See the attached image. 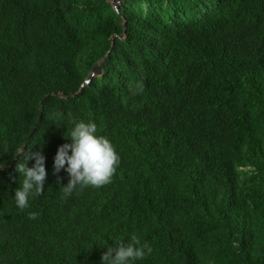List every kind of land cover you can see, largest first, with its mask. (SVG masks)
I'll list each match as a JSON object with an SVG mask.
<instances>
[{
    "label": "trees",
    "instance_id": "16d2710c",
    "mask_svg": "<svg viewBox=\"0 0 264 264\" xmlns=\"http://www.w3.org/2000/svg\"><path fill=\"white\" fill-rule=\"evenodd\" d=\"M81 120L120 163L65 197ZM21 149L47 173L24 211ZM0 163V264H100L132 234L137 264H264V0H0Z\"/></svg>",
    "mask_w": 264,
    "mask_h": 264
},
{
    "label": "clouds",
    "instance_id": "9594fccd",
    "mask_svg": "<svg viewBox=\"0 0 264 264\" xmlns=\"http://www.w3.org/2000/svg\"><path fill=\"white\" fill-rule=\"evenodd\" d=\"M143 90V84L137 82L132 95H138ZM59 117L60 114H57ZM69 142L57 148L53 158L54 173L65 171L69 180L66 186L61 187L65 197L70 196L74 190L86 187L99 188L111 182L120 163V156L112 142L103 135L98 134L97 124L89 120L73 121L67 138ZM23 158L16 164L15 170L19 178V186L12 197L15 207L24 211L30 207V201L42 194L47 173L45 156L41 151H22ZM33 160L31 167L28 161ZM4 165L0 163V168ZM38 213L29 212V219H36ZM107 250L102 254L100 264H137L153 253L148 242H142L132 234L128 242H119L116 247L105 245Z\"/></svg>",
    "mask_w": 264,
    "mask_h": 264
},
{
    "label": "water",
    "instance_id": "95a60500",
    "mask_svg": "<svg viewBox=\"0 0 264 264\" xmlns=\"http://www.w3.org/2000/svg\"><path fill=\"white\" fill-rule=\"evenodd\" d=\"M113 7L118 10L119 8V3H116V4H113ZM102 74V69L100 67V65H97L95 66L93 69H92V74L90 75V77L88 78L87 80V84H90L92 82V80L97 77V76H100ZM57 94V93H55ZM14 161V160H13Z\"/></svg>",
    "mask_w": 264,
    "mask_h": 264
},
{
    "label": "rangeland",
    "instance_id": "374dc122",
    "mask_svg": "<svg viewBox=\"0 0 264 264\" xmlns=\"http://www.w3.org/2000/svg\"><path fill=\"white\" fill-rule=\"evenodd\" d=\"M112 2V4H116V3H121L122 0H110Z\"/></svg>",
    "mask_w": 264,
    "mask_h": 264
}]
</instances>
